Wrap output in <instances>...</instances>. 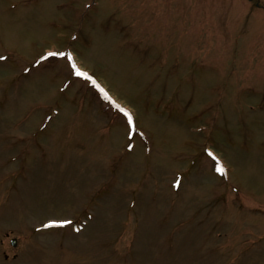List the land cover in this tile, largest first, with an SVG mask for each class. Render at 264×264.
<instances>
[{
    "label": "rangeland",
    "instance_id": "1",
    "mask_svg": "<svg viewBox=\"0 0 264 264\" xmlns=\"http://www.w3.org/2000/svg\"><path fill=\"white\" fill-rule=\"evenodd\" d=\"M0 57V264H264V0H0Z\"/></svg>",
    "mask_w": 264,
    "mask_h": 264
},
{
    "label": "snow or ice",
    "instance_id": "2",
    "mask_svg": "<svg viewBox=\"0 0 264 264\" xmlns=\"http://www.w3.org/2000/svg\"><path fill=\"white\" fill-rule=\"evenodd\" d=\"M0 59H4L3 57H0ZM73 67H75V65H73ZM76 74L79 76V75H84L83 73L79 72V70H77ZM125 115L128 116V121H129V124L131 125L132 124V117L130 114L128 113H125ZM218 171L221 173V174H224V169L223 167H218ZM50 225H45V227H49Z\"/></svg>",
    "mask_w": 264,
    "mask_h": 264
}]
</instances>
